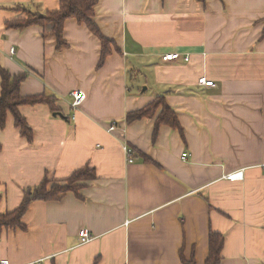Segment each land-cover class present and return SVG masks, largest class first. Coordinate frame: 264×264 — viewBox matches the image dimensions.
I'll return each mask as SVG.
<instances>
[{
    "label": "crops",
    "instance_id": "crops-1",
    "mask_svg": "<svg viewBox=\"0 0 264 264\" xmlns=\"http://www.w3.org/2000/svg\"><path fill=\"white\" fill-rule=\"evenodd\" d=\"M204 1L97 0L93 21L116 47L98 67L99 39L75 19L64 23L61 52L50 24L5 29L20 17L16 7L55 11L58 0H0V67L26 75L21 96H52L59 109L17 107L30 142L7 115L0 214L45 178L61 182L86 167L96 174L76 195L32 202L26 228L0 235V261L182 264V251L204 264L213 231L224 237L219 264H264V0ZM165 53L180 58L165 63ZM74 90L86 98L72 110ZM162 96L183 136L166 125L154 134L155 116L126 123ZM238 170L242 180H227Z\"/></svg>",
    "mask_w": 264,
    "mask_h": 264
},
{
    "label": "trees",
    "instance_id": "trees-1",
    "mask_svg": "<svg viewBox=\"0 0 264 264\" xmlns=\"http://www.w3.org/2000/svg\"><path fill=\"white\" fill-rule=\"evenodd\" d=\"M204 4V0H195ZM97 0H58V8L55 11L37 12L31 11L29 8L18 6L14 10L19 13L20 17L15 18L5 24V29H14L16 31H24L29 27H45L47 24L52 26L50 33L55 37V49L58 52L67 47V43L63 37V27L67 20L75 19L79 24L84 25L93 33L100 42L101 55L98 61V67H101L104 60L112 52L114 44L107 39L103 33H100L97 25L93 21L94 7ZM43 35L45 33H42ZM116 50V47H114ZM25 74H19L14 77L10 76L7 71L0 67V128L5 127V120L8 114L13 117V124L19 129L21 136L26 138L28 142L32 140V129L26 124L24 118L20 115L17 107L46 105L54 115H58L59 109L56 108V99L52 96L35 95L23 97L19 93L20 85L25 80ZM159 111V113H157ZM57 113V114H56ZM155 116V117H154ZM154 117L156 133L159 126L166 125L172 130L182 134V129L177 120L176 115L165 101V97H156L146 107L127 113L125 121L131 124L134 121L148 119ZM153 134V135H154ZM156 136V135H155ZM154 136V137H155ZM143 160L149 162L150 159L142 155ZM95 169L86 167L75 171L69 178L55 182L45 178L37 186L22 189V201L20 205L13 211L0 214V235L3 230L9 229H25L22 218L30 204L35 201H59L64 194L70 192L78 194V190L83 187L81 183L89 182L95 179ZM224 237L222 235L210 231L208 233V256L204 264H219L221 261L222 247ZM180 262L182 264H195L194 254L186 258L184 253L179 252ZM97 264V260L93 263Z\"/></svg>",
    "mask_w": 264,
    "mask_h": 264
},
{
    "label": "built area",
    "instance_id": "built-area-1",
    "mask_svg": "<svg viewBox=\"0 0 264 264\" xmlns=\"http://www.w3.org/2000/svg\"><path fill=\"white\" fill-rule=\"evenodd\" d=\"M10 50H11L10 55H13L14 50L13 49H10ZM179 58H180V56L178 53H175V54L165 53V54L161 55L160 60L165 62V63H169V62H174V61L178 60ZM182 60H184L185 62L189 61L187 56L183 57ZM198 85L205 87V88L206 87H214L213 81L207 80L206 78H200L198 80ZM85 98H86V95L84 92H81L79 90H74L71 94V101L69 104V108L72 110L79 108V106L84 102ZM114 129H115L114 126H110L108 130L113 131ZM124 151H125V154L127 156V163L131 164L133 162V160L131 158V154L128 153L127 150H125V149H124ZM186 158H187V154L184 153L181 156V159L186 160ZM225 177L229 181L242 180L243 179V170H238V172L229 173ZM79 236H80V240L82 241V243H88V242L92 241L91 236L89 235V232L87 230H81L79 233ZM0 264H9V262H8V260L4 259V260L0 261Z\"/></svg>",
    "mask_w": 264,
    "mask_h": 264
},
{
    "label": "rangeland",
    "instance_id": "rangeland-1",
    "mask_svg": "<svg viewBox=\"0 0 264 264\" xmlns=\"http://www.w3.org/2000/svg\"><path fill=\"white\" fill-rule=\"evenodd\" d=\"M133 85H134V84L132 83V85H130V87L132 88Z\"/></svg>",
    "mask_w": 264,
    "mask_h": 264
}]
</instances>
